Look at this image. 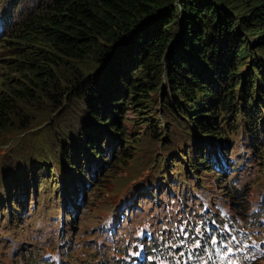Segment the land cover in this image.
<instances>
[{
  "label": "trees",
  "instance_id": "obj_1",
  "mask_svg": "<svg viewBox=\"0 0 264 264\" xmlns=\"http://www.w3.org/2000/svg\"><path fill=\"white\" fill-rule=\"evenodd\" d=\"M6 24L10 30L8 20ZM11 27L4 39L7 49L16 52L9 67L25 84H9L0 93V130L29 126L31 119L23 115L30 108L28 100L44 104L42 115L49 121L55 112L72 109L98 127L84 123L85 137L69 133L74 156L61 157L59 170L74 193L70 205L78 196L85 198L83 188L98 186L125 159L132 144L120 127L126 110L134 107L142 114L159 92L160 105L205 136L195 142V155L184 166L195 178L203 171L237 170L227 165L224 151L233 145L220 134L225 124L217 110L230 113L234 125L246 113L244 119L253 122L249 130L263 136L253 147L264 154V0H43L35 13ZM56 165L46 172L54 173ZM18 170L7 177L5 188H20L27 196L26 178L33 174L37 183L36 169L20 164ZM78 179L83 181L80 193L74 188ZM125 219L131 222L129 213ZM153 239L146 232L136 238L146 242L144 257H134L131 264H154L161 258L176 264L172 255L158 252L161 245L149 248Z\"/></svg>",
  "mask_w": 264,
  "mask_h": 264
},
{
  "label": "rangeland",
  "instance_id": "obj_2",
  "mask_svg": "<svg viewBox=\"0 0 264 264\" xmlns=\"http://www.w3.org/2000/svg\"><path fill=\"white\" fill-rule=\"evenodd\" d=\"M42 1L0 0V18L6 17L10 28L0 42V93L9 84H25L9 67L16 52L7 49L4 39L9 38L11 26H19ZM152 98L142 114L132 107L121 119L124 140L132 141L125 150L130 156L125 153V159L113 165L98 186L83 188L85 198L78 196L74 205L69 204L74 194L70 182H62L61 157L74 156L70 132L85 137L84 123L97 125L72 109L55 112L49 121L42 115L44 104L28 100L30 108L23 115L31 119L29 126L0 130V264L136 263L134 257H144L142 245L146 244L136 238L145 232L154 238L149 248L161 245L158 252L172 255L179 264H264V154L253 147L263 136L256 135L255 128L254 133L249 130L253 122L244 119L246 113L239 114L240 123L234 125L230 113L217 110L215 114L225 124L220 134L233 145L224 151L227 165L234 164L237 170L203 171L197 179L184 166L195 155V142L205 136L189 130L179 116L160 105L161 92ZM107 136L101 140L103 146ZM222 137L218 135L217 140ZM125 143L118 142L117 149ZM78 146L84 148L83 141ZM81 155L88 157L84 150ZM20 164L36 169L37 183L32 171L26 178L27 196L20 188L9 192L5 188L7 177L18 174ZM55 164V174L47 173L46 167L52 169ZM22 178H17L21 184ZM82 182L78 179L74 184L79 193ZM14 198L23 203L14 205ZM128 206L132 207L127 210ZM128 213L131 222H123ZM180 224L188 232L183 238L191 241L195 237L198 245L179 244L174 228ZM154 264L173 263L161 258L154 259Z\"/></svg>",
  "mask_w": 264,
  "mask_h": 264
},
{
  "label": "snow or ice",
  "instance_id": "obj_3",
  "mask_svg": "<svg viewBox=\"0 0 264 264\" xmlns=\"http://www.w3.org/2000/svg\"><path fill=\"white\" fill-rule=\"evenodd\" d=\"M186 236H188V232L185 231V224L177 225L174 228V237L179 238L178 242L180 245H185L186 243H194V244L198 245L200 243V241L197 240L195 237H193V239L191 241H186L183 238ZM176 264H179V261H177Z\"/></svg>",
  "mask_w": 264,
  "mask_h": 264
},
{
  "label": "clouds",
  "instance_id": "obj_4",
  "mask_svg": "<svg viewBox=\"0 0 264 264\" xmlns=\"http://www.w3.org/2000/svg\"><path fill=\"white\" fill-rule=\"evenodd\" d=\"M6 23H7V18L6 17L0 18V40L2 39V37L8 31Z\"/></svg>",
  "mask_w": 264,
  "mask_h": 264
},
{
  "label": "bare ground",
  "instance_id": "obj_5",
  "mask_svg": "<svg viewBox=\"0 0 264 264\" xmlns=\"http://www.w3.org/2000/svg\"><path fill=\"white\" fill-rule=\"evenodd\" d=\"M120 168H121V167H120ZM138 175H139V174H138ZM114 186H115V185H114ZM162 186H163V185H162ZM115 189H116V188H115ZM116 190H117V189H116ZM23 195H24V194H23ZM82 204H83V203H82ZM33 206H34V205H33ZM29 209H30V208H29ZM31 210H32V209H31ZM22 212H23V211H22ZM26 215H27V214H26ZM24 217H25V216H24ZM24 219H25V218H24ZM1 223H2V222H1ZM3 224L5 225V223H2V225H3ZM5 226H6V225H5ZM7 229H8V228H7ZM31 232H32V231H31ZM31 232H30V233H31ZM9 233H10V232H9ZM42 233H43V232H42ZM10 235H11V233H10ZM27 235H28V233H27ZM43 235H44V234H43ZM47 235H48V234H47ZM45 236H46V235H45ZM39 237H40V236H39ZM8 238H10V237H8ZM42 238H43V237H42ZM44 238H45V237H44ZM10 239H11V238H10ZM202 240H203V239H202ZM15 241H16V240H15ZM38 241H39V240H38ZM4 243H6V242H4ZM4 243H3V244H4ZM9 243H10V242H9ZM22 243H23V242H22ZM41 243H42V242H41ZM3 244H2V246H3ZM7 244H8V243H7ZM38 244H39V243H38ZM15 245H16V244H15ZM4 246H5V245H4ZM18 246H19V245H18ZM22 246H23V245H22ZM39 246H40V245H39ZM42 246H44V245H42ZM47 246H48V245H47ZM19 248H20V247H19ZM40 248H42V247H40ZM38 249H39V248H38ZM18 250H19V249H18ZM26 250H28V248H27ZM29 250H30V249H29ZM39 250H40V249H39ZM31 251H32V250H31ZM1 252H2V250H1ZM29 253H30V252H29ZM29 253H28V255H30ZM33 253H34V252H33ZM31 255H32V254H31ZM15 256H16V255H15ZM214 256H215V255H214ZM13 257H14V256H13ZM31 257H32V256H31ZM210 257H211V256H210ZM215 257H216V256H215ZM3 258H4V257H3ZM22 260H23V259H22ZM27 260H28V259H27ZM15 262H16V261H15ZM24 262H25V261H24ZM12 263H13V262H12ZM14 264H15V263H14Z\"/></svg>",
  "mask_w": 264,
  "mask_h": 264
}]
</instances>
